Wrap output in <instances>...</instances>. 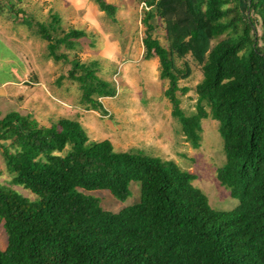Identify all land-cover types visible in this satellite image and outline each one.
Segmentation results:
<instances>
[{"label": "trees", "instance_id": "trees-1", "mask_svg": "<svg viewBox=\"0 0 264 264\" xmlns=\"http://www.w3.org/2000/svg\"><path fill=\"white\" fill-rule=\"evenodd\" d=\"M92 1L116 21L114 4ZM141 2L144 58H157L172 116L193 148L200 146L202 120L219 122L226 161L217 179L239 205L214 209L194 184L196 174L144 150L118 151L109 139L92 140L77 119L43 125L32 114L0 113V151L11 183L37 196L0 184L7 235L0 264H264V0H245L244 10L242 0ZM50 17L26 24L47 42L49 58L70 63L59 81L79 84L80 105L104 112L101 98L115 97L117 89L98 75L99 61L59 52L75 50L86 32L66 31L60 15ZM159 26L168 45L155 36ZM187 56L203 75L191 115L180 98L190 90L180 85L192 74ZM134 181L140 201L119 211L104 209L90 193L107 190L126 200Z\"/></svg>", "mask_w": 264, "mask_h": 264}, {"label": "rangeland", "instance_id": "rangeland-1", "mask_svg": "<svg viewBox=\"0 0 264 264\" xmlns=\"http://www.w3.org/2000/svg\"><path fill=\"white\" fill-rule=\"evenodd\" d=\"M107 2L118 6L115 15L120 17L118 20L104 14L92 0H0V83L9 79H15L19 83L0 84V113L5 115L10 111H18L25 115L32 114L43 125H50L62 117L79 118L92 140L109 139L118 151L144 150L149 155L173 160L184 170L197 175L194 184L207 195L214 209H234L239 205V199L232 197L231 190L222 186L217 179V170L226 161L219 122L211 117L204 118L200 146L192 147L182 132L180 122L170 114L172 105L164 93L167 80L160 76L153 80L155 70L152 66H147V76H142L136 70L137 67H134L137 64L141 68L145 64L140 56L143 46L139 47L144 37L142 16L145 5L141 0ZM242 2L244 10L245 0ZM88 6L97 8L96 14L93 11V15H87ZM18 10H23V13L20 14ZM51 12L60 15V24L64 30L76 28L87 33V37L78 40L75 50H67L62 46L59 52L68 53L69 59L78 56L83 62L102 60L98 75L116 86L115 97L101 98L105 114L100 109L86 112L85 107L80 106L81 90L77 82L68 78L59 81L61 76L67 75L71 65L48 57L47 42L34 33L35 28L27 27V52H24L25 47L23 51L18 47V40L24 34L19 26L21 20L32 21L34 24L47 23L51 20ZM125 20H130V23ZM161 26L154 32L155 36L160 38L163 45H168ZM5 35L16 37L15 42L18 44L10 49L13 57L9 48L1 47L7 39ZM115 51H118L116 55ZM26 53L29 62L24 59ZM186 60L191 64L192 74L188 79L181 80L180 85L188 86L190 90L180 95V98L181 107L186 114L191 115L195 112V87L203 75L200 66L191 56H187ZM183 62L184 59H178V66H183ZM129 64H132L131 72L129 69L125 71ZM15 66L19 73L24 74L22 81L14 78L17 75ZM20 66H23L22 71ZM95 111L105 117H99ZM11 180L12 175L8 172L0 151V184L11 186L31 200L37 198L24 186L13 185ZM130 190L131 194L126 200L116 199L107 190L90 193L100 199L104 209L119 211L140 201V182H132ZM3 224L0 219V247L5 249L7 235Z\"/></svg>", "mask_w": 264, "mask_h": 264}, {"label": "crops", "instance_id": "crops-1", "mask_svg": "<svg viewBox=\"0 0 264 264\" xmlns=\"http://www.w3.org/2000/svg\"><path fill=\"white\" fill-rule=\"evenodd\" d=\"M87 0H85V2H86ZM114 4V3H113ZM114 5H116V4H114ZM98 6V5H97ZM93 7V6H92ZM91 6H88V10H89V12H87V15H89V14H92V12L94 11V14H96V11H95V9H97V8H92ZM116 7H117V11H116V15H117V12H118V6L116 5ZM91 9V10H90ZM18 12L20 13V14H22L23 13V10H18ZM104 12V11H103ZM100 13V12H99ZM104 14H106L105 12H104ZM103 14V15H104ZM93 15V14H92ZM107 15V14H106ZM128 16H130L129 14H128ZM115 18H116V20H118L120 17L118 16H115ZM130 19V18H129ZM121 20L122 21H124V19L121 17ZM125 21H127V20H125ZM128 23H130V20H128L127 21ZM101 23L102 22H100V25H101ZM20 30H22V31H24V34H22L21 35V39L20 40H18V42H19V45H18V47H20L21 48V50L23 51V49H24V47H25V50H24V52H27V50H28V40H29V31H28V26H27V24H26V20H24V19H22L21 20V22H20ZM6 36V40H5V42L4 43H2V45L3 46H1V47H3V48H9V52H10V55H12V57H13V54H12V52H11V47H14L15 48V46H13V45H15V44H18V43H16L15 42V39H16V37L14 38V37H12V36H8V35H5ZM2 37V36H1ZM84 37H87V33H86V36H84ZM3 39H4V37H2ZM140 45L141 46H143V52L141 53V55L140 56H142L143 57V62H145V64H144V66H142L141 68H139L140 66H138L137 64H135V66L134 67H137V71L139 72V73H141L142 74V76L144 75H146L147 76V74H146V70H147V66H152V67H154V70H155V72H154V74H152L153 76H152V78H153V80H154V78L155 77H158V76H160V68H159V63H158V60H157V58L156 57H153V58H150V59H145L144 58V51H145V49H144V45H143V40H141V43H139V47H140ZM90 46H94V45H90ZM116 53H115V55L117 54V52L118 51H115ZM22 53V52H21ZM105 56V55H104ZM24 59L26 60V62H29V57H28V53H26L25 54V57H24ZM139 61H142V59H140ZM138 61V62H139ZM100 63V68H102L101 67V65H102V60H101V62H99ZM140 65V64H139ZM132 67V64H129L128 66H127V68H125V71L127 70L128 71V69H129V71L131 72L132 70H130V68ZM15 68V71L17 72V75L16 76H14V78H17V79H20L21 81L23 80V76H24V74H23V72H18L17 71V67L15 66L14 67ZM23 70V66H20V71H22ZM133 70H135V69H133ZM13 78V77H12ZM129 80L130 81H132L133 79L131 78V76H129ZM151 78V77H150ZM15 79H9V80H4V81H2L0 84H4V83H9L8 85H13V84H15L16 82H18V81H16ZM17 84H19V83H16V85ZM10 87H14V86H10ZM148 90V89H147ZM149 92V91H148ZM151 94V93H150ZM102 101V100H101ZM103 103V102H102ZM80 106H82V105H80ZM82 109V108H81ZM84 109V108H83ZM88 109H86V112H90L89 110L87 111ZM94 112V111H93ZM97 114H98V116L99 117H105V116H102V115H100V113L99 112H97V111H95ZM104 114H105V111L103 112ZM170 114L172 115V111L170 112ZM77 120H79L80 122H81V120L79 119V118H76ZM82 123V122H81Z\"/></svg>", "mask_w": 264, "mask_h": 264}]
</instances>
